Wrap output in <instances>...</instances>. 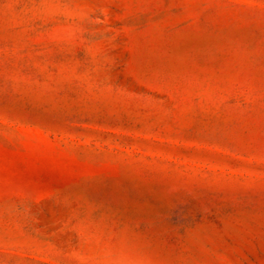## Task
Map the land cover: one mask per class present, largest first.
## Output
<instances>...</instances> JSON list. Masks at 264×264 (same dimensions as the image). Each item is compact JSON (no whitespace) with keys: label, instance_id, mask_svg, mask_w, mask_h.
<instances>
[{"label":"rangeland","instance_id":"374dc122","mask_svg":"<svg viewBox=\"0 0 264 264\" xmlns=\"http://www.w3.org/2000/svg\"><path fill=\"white\" fill-rule=\"evenodd\" d=\"M0 264H264V0H0Z\"/></svg>","mask_w":264,"mask_h":264}]
</instances>
